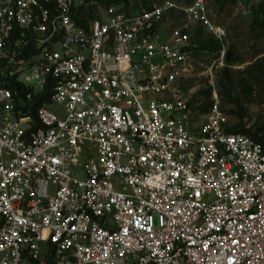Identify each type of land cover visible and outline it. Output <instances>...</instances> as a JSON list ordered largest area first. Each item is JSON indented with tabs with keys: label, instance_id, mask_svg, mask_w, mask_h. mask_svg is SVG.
I'll return each instance as SVG.
<instances>
[{
	"label": "built area",
	"instance_id": "1",
	"mask_svg": "<svg viewBox=\"0 0 264 264\" xmlns=\"http://www.w3.org/2000/svg\"><path fill=\"white\" fill-rule=\"evenodd\" d=\"M96 4L0 0V264H264V133L182 86L225 29L206 0Z\"/></svg>",
	"mask_w": 264,
	"mask_h": 264
},
{
	"label": "rangeland",
	"instance_id": "2",
	"mask_svg": "<svg viewBox=\"0 0 264 264\" xmlns=\"http://www.w3.org/2000/svg\"><path fill=\"white\" fill-rule=\"evenodd\" d=\"M163 1L130 0V3L152 7ZM174 1L184 4L192 0ZM216 1L206 0L213 22L226 31L223 47L220 45V52L225 54L218 56L204 51L184 75L183 86L198 107L210 97L227 115L230 126L241 124L246 130L254 131L264 126V80L255 81L246 71L264 59V26L255 24L256 18L264 19L259 13L264 11V0H238L235 6L224 10L216 6ZM209 38L204 31L195 37L200 42ZM51 110L60 111L56 106ZM244 113L246 117L241 120L240 114Z\"/></svg>",
	"mask_w": 264,
	"mask_h": 264
},
{
	"label": "trees",
	"instance_id": "3",
	"mask_svg": "<svg viewBox=\"0 0 264 264\" xmlns=\"http://www.w3.org/2000/svg\"><path fill=\"white\" fill-rule=\"evenodd\" d=\"M86 2L87 3L96 2L97 4L94 5V6L93 5H89V7H87V8H80L79 9V14L81 16H85V17H86V15H88L92 19V18H95L97 16L98 11H99L98 8H100V7L103 8V7L107 6V5H109L110 3L128 4L130 2V0H86ZM190 3H184V4H190ZM237 3H238V0H217L216 1V6L220 7L221 10H224L227 7L235 6ZM208 7H209V5H208ZM259 13H261V15L264 16V11H261ZM257 22H258V27H260V26L263 27L264 26V19L263 20H258V18H256L255 24ZM201 32H202V30H197L193 34V39L198 44V50H197V54H196L197 58H201V56H203V52L204 51L212 53V55L217 53V55L219 56L220 50H221V46L212 37L209 38V40H207V42H204V41L200 42V41H197L195 39V37L198 36L199 33H201ZM246 72H248L255 81L264 80V59H261V60L257 61L253 66L248 68ZM183 89L185 90V92H187V90H186L187 87L183 86ZM45 102H46V97L41 99L39 101L38 105L40 106L41 104H43ZM191 102H192L193 105H196V108L201 113H208L210 107L214 104V103H212V101H210V97H208V99L205 102H203L202 105H200L199 107L195 103L193 97H192V101ZM237 105H238V103H237ZM245 114L246 113L240 114L239 118L241 120H243L246 117ZM228 132L234 133V134H237V133L246 134V135H249V136L253 137L254 139L258 140L260 138V136L264 133V126L263 127H258L256 130L251 131L250 129L246 130L241 124H239V125H237L235 127L230 126L228 128Z\"/></svg>",
	"mask_w": 264,
	"mask_h": 264
}]
</instances>
